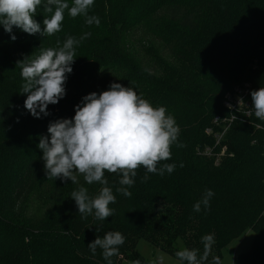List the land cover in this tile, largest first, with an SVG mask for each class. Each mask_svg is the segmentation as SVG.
<instances>
[{
  "label": "trees",
  "instance_id": "obj_1",
  "mask_svg": "<svg viewBox=\"0 0 264 264\" xmlns=\"http://www.w3.org/2000/svg\"><path fill=\"white\" fill-rule=\"evenodd\" d=\"M37 11L42 22V8ZM89 15L99 17V26L65 13L52 36L14 26L13 41L0 28V264H105L101 250L92 255L87 245L106 231L125 236L114 264H144L142 239L175 259L181 246L200 255L205 234L214 238L209 260H223L224 250L248 231L256 234L254 244L233 264H264V121L235 113L219 144L216 138L233 115L226 94L246 83L264 86V0H95ZM83 33L90 35L76 47L65 97L48 105L49 115L34 118L23 106L17 62ZM113 82L134 87L174 115L178 141L172 158L157 167L176 168L163 176L148 173L147 180L137 168L128 197L115 193L119 177L105 172L116 195L113 215L105 222L81 219L70 198L77 184L47 178L36 145L49 122L72 118L84 95ZM77 179L89 194L101 187ZM206 189L214 192L210 207L194 212Z\"/></svg>",
  "mask_w": 264,
  "mask_h": 264
},
{
  "label": "clouds",
  "instance_id": "obj_2",
  "mask_svg": "<svg viewBox=\"0 0 264 264\" xmlns=\"http://www.w3.org/2000/svg\"><path fill=\"white\" fill-rule=\"evenodd\" d=\"M94 2L0 0V28L13 41L16 39L14 26L28 35L52 36L61 31L65 13L71 18L83 16L87 25L99 26V17L89 15ZM38 8L43 11L42 22L35 19ZM89 35L83 33L79 38L67 35L63 41L57 39L56 46L40 48L35 56L17 62L23 80L20 93L26 94L23 106L34 118L49 115L48 105H55L65 97V83L72 72L76 47ZM250 97L252 114L264 121V86L250 91ZM238 103L239 106L244 103L243 99ZM226 107L231 109L232 105ZM233 119H237L236 115ZM179 133L180 127L166 106H154L134 87L113 82L106 90L84 95L74 106L72 118L49 122L47 135L38 137L36 147L42 153L40 159L47 178H59L62 182L70 180L77 184L70 198L74 200L81 219L92 216L94 220L105 222L114 213L109 205L116 202L105 172L119 177L120 186L115 188V193L130 196L129 189L135 183L137 168H144L143 180L149 178L148 173L163 176L165 172L171 174L175 170L174 163L160 167L157 164L172 158L171 145L177 143ZM78 176H82L87 185L98 183L101 187L95 194H89L88 189L79 184ZM213 195L211 189H206L201 199L192 205V210L199 213L202 205L207 210ZM201 241L203 253L200 255L198 250L185 246L175 252L180 264H222L217 255H212L209 260L213 235L205 234ZM124 242L125 236L121 232L106 231L102 237L97 235L87 248L92 255L99 248L105 264H114L111 258L119 256V247ZM131 264H141V261L134 260Z\"/></svg>",
  "mask_w": 264,
  "mask_h": 264
},
{
  "label": "rangeland",
  "instance_id": "obj_3",
  "mask_svg": "<svg viewBox=\"0 0 264 264\" xmlns=\"http://www.w3.org/2000/svg\"><path fill=\"white\" fill-rule=\"evenodd\" d=\"M144 34H145L144 31H141L138 33V36L141 37ZM139 40L141 39L138 38V41ZM139 50L141 49L139 48ZM248 85L250 84L246 83L242 86H248ZM237 87L235 86L234 89ZM144 98L147 99L146 96H144ZM224 148H225L224 152L226 153L227 147H223L221 151H223ZM255 236H256L255 232L248 231L242 238L232 242L223 252L222 264H233L234 256L249 252L254 244ZM138 252L144 258L145 261L144 264H153V261H157V264H180L179 260L173 258L168 253H165L158 249H154L152 245L144 239L140 240L138 243ZM158 257L160 258L159 260L157 259ZM127 264H131V263H127Z\"/></svg>",
  "mask_w": 264,
  "mask_h": 264
},
{
  "label": "built area",
  "instance_id": "obj_4",
  "mask_svg": "<svg viewBox=\"0 0 264 264\" xmlns=\"http://www.w3.org/2000/svg\"><path fill=\"white\" fill-rule=\"evenodd\" d=\"M253 89H251L250 85L248 86H244V87H237L235 88V90L233 92H229L228 94H226L225 96V106L228 104L232 105V108L229 109L227 108L231 114H235V113H242L244 115H246L247 117H252L254 114H252L250 108H251V97H250V91H252ZM239 99H243L244 103H242L239 106L238 100ZM249 108V109H248ZM233 115L231 118L225 119L223 122L225 124L224 126V130L223 132L216 136L217 138V144L220 143L221 139L223 138V136L225 135V133L229 130L230 125L234 122L233 119ZM219 118H216L214 123L219 125ZM208 133H211V130H208ZM225 148L223 149V151H221L220 155H224L225 154ZM206 154L207 155H212V151L210 149H206Z\"/></svg>",
  "mask_w": 264,
  "mask_h": 264
}]
</instances>
